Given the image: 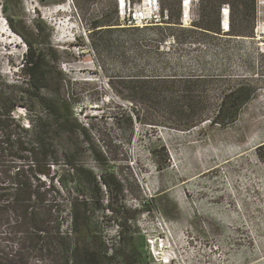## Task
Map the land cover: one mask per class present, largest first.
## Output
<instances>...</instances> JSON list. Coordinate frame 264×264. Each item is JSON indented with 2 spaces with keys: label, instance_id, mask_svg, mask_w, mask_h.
<instances>
[{
  "label": "rangeland",
  "instance_id": "rangeland-1",
  "mask_svg": "<svg viewBox=\"0 0 264 264\" xmlns=\"http://www.w3.org/2000/svg\"><path fill=\"white\" fill-rule=\"evenodd\" d=\"M130 2L131 10L141 4ZM183 2L159 0L161 22L130 27L119 0H0V74L23 76V36L51 50V71L63 73L76 117L126 182L141 264H264V0H194L189 14ZM198 24L222 34L190 32ZM246 79L257 92L234 120L179 127L216 112ZM160 147L165 167L152 153ZM81 163L104 172L91 154ZM96 217L108 247L118 246L117 225Z\"/></svg>",
  "mask_w": 264,
  "mask_h": 264
},
{
  "label": "trees",
  "instance_id": "trees-1",
  "mask_svg": "<svg viewBox=\"0 0 264 264\" xmlns=\"http://www.w3.org/2000/svg\"><path fill=\"white\" fill-rule=\"evenodd\" d=\"M39 23L38 36L44 32ZM168 24L170 30L181 28V23ZM194 27L190 32L222 34L220 26ZM23 39L27 46L23 76L8 80L0 74V264L140 263L132 229L137 213L125 204V180L108 169L109 152L96 149L89 129L76 117L72 99L64 92L68 86L63 73L51 71V50H39ZM253 86L251 80L241 81L223 94L216 112L179 127L188 130L207 120L212 125L234 120L256 94ZM123 121L133 126V117L125 115ZM152 153L158 167L168 164L165 147ZM158 153L165 157L162 165ZM257 153L264 164V145ZM85 154L94 156L104 172L98 175L81 163ZM97 213L117 225L118 246L108 247ZM126 247H131L130 253H124Z\"/></svg>",
  "mask_w": 264,
  "mask_h": 264
},
{
  "label": "built area",
  "instance_id": "built-area-1",
  "mask_svg": "<svg viewBox=\"0 0 264 264\" xmlns=\"http://www.w3.org/2000/svg\"><path fill=\"white\" fill-rule=\"evenodd\" d=\"M130 6V0H119L122 21L127 26L142 27L148 24H157L162 20V10L159 4V0H141V4H139L138 8L134 10H131ZM187 22L188 21L184 20L183 24L185 25V23ZM223 25V27L229 28V24Z\"/></svg>",
  "mask_w": 264,
  "mask_h": 264
},
{
  "label": "bare ground",
  "instance_id": "bare-ground-1",
  "mask_svg": "<svg viewBox=\"0 0 264 264\" xmlns=\"http://www.w3.org/2000/svg\"><path fill=\"white\" fill-rule=\"evenodd\" d=\"M184 1H185V3H183L184 11L187 14H189V12L191 10V5H192L194 0H184ZM223 19H224L223 24L224 23L225 24H229V11H227V9H226V13H225V10L223 11ZM222 26H224V25H222ZM223 29H224V31H228L229 30V28H225V27H223Z\"/></svg>",
  "mask_w": 264,
  "mask_h": 264
},
{
  "label": "clouds",
  "instance_id": "clouds-1",
  "mask_svg": "<svg viewBox=\"0 0 264 264\" xmlns=\"http://www.w3.org/2000/svg\"><path fill=\"white\" fill-rule=\"evenodd\" d=\"M183 3H185V1Z\"/></svg>",
  "mask_w": 264,
  "mask_h": 264
}]
</instances>
